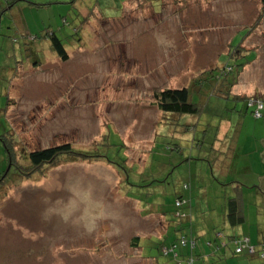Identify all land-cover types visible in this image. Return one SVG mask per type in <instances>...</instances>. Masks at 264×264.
<instances>
[{"label":"rangeland","instance_id":"374dc122","mask_svg":"<svg viewBox=\"0 0 264 264\" xmlns=\"http://www.w3.org/2000/svg\"><path fill=\"white\" fill-rule=\"evenodd\" d=\"M44 1L19 0L11 11L0 6V139L15 142L25 168L29 152L68 144L74 152L106 157L122 175L103 160L66 156L26 177L12 173L0 182V264H176L160 254L158 244L176 223L190 218L194 226L201 216L211 217L224 198L214 181L220 145L214 132L234 101L209 95L215 80L208 72L231 69L226 73L231 85L220 83L222 92L255 87L250 98L236 104L248 112L247 123L254 117L247 101H263L255 90L264 92V78H255L258 65L251 64L255 55L247 52L253 43L246 37L249 29L264 33L261 4L61 0L38 5ZM52 33L67 47L66 61L50 54L46 36ZM39 40L37 57L45 65L36 71L33 50L28 59L26 49ZM20 64L29 71L12 79ZM182 87L191 90V102L202 111L182 117L161 113L155 94ZM250 127L244 122L243 131ZM7 167L0 141V173ZM179 197L186 219L174 214ZM245 206L254 222V204ZM179 252L184 257V249ZM196 252L188 249L195 264H207Z\"/></svg>","mask_w":264,"mask_h":264},{"label":"crops","instance_id":"0c3cea01","mask_svg":"<svg viewBox=\"0 0 264 264\" xmlns=\"http://www.w3.org/2000/svg\"><path fill=\"white\" fill-rule=\"evenodd\" d=\"M13 1L14 0H11L5 4L0 2V6L4 5L6 6L4 8L6 11H11L17 4V2L13 3ZM257 1L260 5V0ZM52 3L62 4V1L45 0L43 3H39L38 5L42 7L46 4L51 5ZM121 17H123V13ZM249 31L250 29L246 33L247 36H245L248 37V40L250 39L253 44L250 43L251 48L248 50L247 54L250 53L255 55L253 60H251V64H253L252 66L258 65L259 76H256L255 78L260 77L261 80V78H264V75H262L264 73V33H256L257 29L255 31ZM258 37L261 40L257 39ZM42 42L43 41L39 40L36 45H34L35 42L30 43L27 45L28 48L26 49V56L28 59H30V53L33 50L32 55L35 58L33 60V68L36 71L39 70L41 65H45V63L37 57L40 52L38 49L43 47ZM255 43L257 44L255 45ZM49 50L50 54L53 53L50 45ZM52 60L51 65H54L56 62V57ZM27 66L29 68V62ZM250 66L251 65L249 64L248 67ZM17 68H19V70L17 69L12 79H15L20 71H29L28 69H24L22 64H20V66ZM20 68H22V70H20ZM30 71H33V69H30ZM227 81L229 82L227 79L223 82V86L231 85V83L229 85ZM204 86L203 88H199L203 92H205ZM254 88V86H250L246 90L234 88V91L227 89V92L230 91L231 95L242 97L247 96L250 98L248 94H250V91ZM255 92L264 95V92L260 91L259 89L255 90ZM262 100L264 103V97ZM237 103L238 102L234 101L233 108H230L229 110L225 108V111L227 110L228 112L227 118L223 121L224 118L220 117V124H216L215 130V136L216 133L218 135L217 139H215V145H218L217 142H220V145H218L215 150L219 155L215 160V168L218 169L217 173L219 177L213 179L215 183L221 185L223 188L224 193L222 194L224 195V198H219L217 201L219 208L216 212H214L213 215H211V217L203 218V216H201L200 219L194 222V226L191 225L192 233L196 238V242L197 239L199 240V252H196L197 245L194 251L196 252L197 256H199V258H202V262L207 264H264V258H259L257 253L248 255L247 252V254H243V257L241 258L232 259L235 256L232 254L233 245L231 240L233 237L238 238L239 236H237V234L240 235L239 239H246L249 246L253 247L255 251L260 249L264 250V226H262V224H264V116L262 114L264 112V108L261 111V115L259 117H253V119H249V123H247L248 112L245 110H237ZM234 113L237 114L236 118L238 119L235 118L233 115ZM240 119L241 122H239ZM237 120L240 123V125L238 124L239 127L237 123L235 125V121ZM244 122L246 123V126L251 125V127L246 129L245 132L243 131ZM236 127H238V130ZM204 130H206V128ZM204 133H206V131H204ZM236 186H239L241 189L242 216L244 219L242 224L233 226L226 217V201L229 197L232 198L234 196V187ZM248 202H252L255 207L253 211L255 216L254 222L249 221L248 218L247 209L245 206V204H248ZM246 224H248V227L245 229L243 226ZM186 225L187 224H183V226ZM237 230L239 233H236L238 232ZM241 233H246V235ZM167 234L169 233L167 232ZM172 234L173 233H171L170 236L173 238ZM216 234L223 235L224 240H217L214 237ZM231 237L232 239H230ZM171 239H169L166 245H169ZM206 243H211L212 246L208 247L206 246ZM222 243L223 245L225 244L223 247ZM218 245L220 248H217Z\"/></svg>","mask_w":264,"mask_h":264},{"label":"trees","instance_id":"16d2710c","mask_svg":"<svg viewBox=\"0 0 264 264\" xmlns=\"http://www.w3.org/2000/svg\"><path fill=\"white\" fill-rule=\"evenodd\" d=\"M19 1V0H18ZM17 0H14L13 3L18 2ZM148 1V0H146ZM178 2L177 0H174ZM175 2V3H176ZM261 4V10L259 11V17L258 19H263L264 18V0H260ZM5 11V9H4ZM3 11V12H4ZM258 24H254L253 28L256 27ZM47 39L50 40V47L53 51V53L60 58L62 61H66L68 59L67 52L64 48V45L62 44L61 40L57 38V36L52 33V34H47ZM245 38V36H244ZM34 40V39H33ZM244 40V39H243ZM245 56H242V58ZM247 61L245 63L240 64L241 68H243L246 65ZM208 79L214 78L215 80V85L212 88V92L210 93L211 96H214L218 99L222 100H230L232 99L233 101L239 102V99H241L242 96H237V95H231L230 91L226 92H221V84L223 81H226L227 79V74L225 71L217 74L215 73L213 75L212 72H208ZM206 77L203 79L205 80ZM206 78V79H207ZM234 81V80H233ZM235 82V81H234ZM234 84V83H232ZM204 83L199 86L200 88H203ZM198 87V88H199ZM191 90L187 87H182V88H174V89H164L155 94V104L159 111L163 114H171L177 117H182V116H197L201 111L202 107L199 104H195L191 102ZM247 99V98H246ZM263 102V101H262ZM249 114H251L249 112ZM215 133V132H214ZM215 135V134H214ZM12 138L15 139V136L12 135ZM1 143L3 144L6 152V163L9 167H7L5 172L0 173V182H4L7 177H9L12 173L17 174L21 177H26L38 169L42 168V166H47V165H52L56 161H60L62 158L70 157L72 159H80L82 158L83 160L87 159H92V160H103L109 164H113L114 167L118 170V172L122 175L120 169L114 162L111 160L107 159L104 156L96 155L95 156H90L86 155L85 153H79V152H74L71 150V146L68 144H62L42 150H35L31 151L28 153L27 156V163L29 164L28 168L22 167L19 164L18 158H16L17 154L15 151V142H6L5 138L3 137L0 139ZM17 141V140H16ZM18 142V141H17ZM16 142V143H17ZM20 155V154H19ZM81 160V159H80ZM19 164V165H18ZM13 176V175H12ZM235 193L234 196L231 198L229 197L226 201V217L229 220L230 224L233 226L240 225L243 222V216H242V194H241V189L239 186L234 187ZM182 197H179L177 200H182ZM174 209L175 213L179 212L182 209V206L180 208H177L174 204ZM183 219H186L188 214H184ZM177 224V225H176ZM175 227L173 228V238L170 240L169 245H166V243L169 241V235H167L166 239L163 242H160L158 244L157 250H160V254L164 257L170 256L174 260H176V264H188L189 261H192V264H195V260L192 254L189 255L188 249L194 253L195 247H196V238L194 234L192 233V227L190 224V218H187L186 221L183 223H176ZM183 224H187L186 226H183ZM179 232L180 237L177 239L176 233ZM217 240L221 241L224 240L223 235H221V238H217L216 235L214 236ZM181 239H184V245L181 244ZM189 239V241H187ZM232 239V237L230 238ZM241 239V238H240ZM239 237L234 238L231 240V243L233 245V250L232 254L233 256H241L243 254H247V249H243L241 252L237 253L236 247L237 244L240 242ZM137 238L133 239V242H136ZM178 240L177 243H175ZM176 246V249L174 253H163V248H169L172 245ZM225 245V244H224ZM222 243V247L224 246ZM206 246L210 247L212 246L211 243H206ZM179 248L182 250L184 249V257L180 254ZM217 248H220L219 245ZM257 253V256L259 258H264V250H257L254 253ZM249 254L248 255H253ZM187 256V257H185ZM199 257V256H197ZM213 257V256H212Z\"/></svg>","mask_w":264,"mask_h":264},{"label":"built area","instance_id":"2783aa9c","mask_svg":"<svg viewBox=\"0 0 264 264\" xmlns=\"http://www.w3.org/2000/svg\"><path fill=\"white\" fill-rule=\"evenodd\" d=\"M225 71V73L231 71L230 68H228V70L224 69L223 72ZM246 106H247V109H251V114L254 116V117H259L261 115V111L263 110L264 108V103L261 101V100H249L247 101L246 103ZM184 204V201L183 200H176L175 202V206L177 208H180L182 205ZM176 216L179 217V218H182L184 217V215L180 212H177L176 213ZM216 237L217 238H221V234H216ZM184 242L185 240L184 239H181V244L184 245ZM176 249V246L175 244L172 245L171 247L169 248H163V253L164 254H167V253H174ZM243 249H247V252L249 254H253L254 253V248L249 246L248 244V241L246 239H240V242L237 244V247H236V252L239 253L241 252ZM188 264H192V261H189Z\"/></svg>","mask_w":264,"mask_h":264},{"label":"water","instance_id":"95a60500","mask_svg":"<svg viewBox=\"0 0 264 264\" xmlns=\"http://www.w3.org/2000/svg\"><path fill=\"white\" fill-rule=\"evenodd\" d=\"M9 167H10V166H9ZM9 167H8V169H9ZM8 169H7V170H8Z\"/></svg>","mask_w":264,"mask_h":264}]
</instances>
